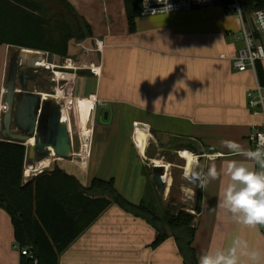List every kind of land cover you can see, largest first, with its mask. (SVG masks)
Wrapping results in <instances>:
<instances>
[{"label":"crops","instance_id":"crops-1","mask_svg":"<svg viewBox=\"0 0 264 264\" xmlns=\"http://www.w3.org/2000/svg\"><path fill=\"white\" fill-rule=\"evenodd\" d=\"M66 1L91 27L92 36L82 40L92 46L94 39L101 41L92 63L97 72L91 73L88 67V73L77 75L74 95L65 101L71 156L46 157L44 166L47 162L42 158L28 160V144H22L23 179L35 175L26 176L28 163L46 170L57 166L84 187L93 178H111L117 192L134 204L150 193L149 182L151 194L161 199L160 208L154 205V209L162 220L168 206L193 210L192 247L198 264L210 246L228 247L236 237L264 251V235L258 226L238 224L218 208L226 178L210 180L201 188L200 211L195 212L194 198L187 189L195 195L196 181L174 173L185 171V159L179 154L182 149L175 142L188 140L208 147L202 154L192 152L197 156V171L206 173L213 163L219 170L226 161L244 159L222 142L233 141L249 149L250 126L262 120L260 113L248 107L255 75L248 68L238 71L230 59L244 47L238 17L217 3L175 13L138 14L130 30L124 0ZM23 3L0 0V140L5 139L1 114L10 55L19 49L36 50L24 45L41 38L42 2ZM25 15L32 18L29 25ZM260 63L264 72V60ZM81 75L89 79L78 86ZM27 81L26 90L37 92L27 89ZM137 126L147 134L141 151L134 141ZM154 160L167 164L164 199L150 179ZM156 234L150 223L111 203L61 252L58 264H182L173 237L152 245ZM19 249L9 216L0 208V264H21Z\"/></svg>","mask_w":264,"mask_h":264},{"label":"trees","instance_id":"trees-1","mask_svg":"<svg viewBox=\"0 0 264 264\" xmlns=\"http://www.w3.org/2000/svg\"><path fill=\"white\" fill-rule=\"evenodd\" d=\"M12 1L24 4L23 0ZM52 1L61 5L68 14L69 33L60 39L57 45L49 37L46 20L41 16V38L24 46L65 57L68 40L71 38L82 40L92 36L91 27L66 0ZM238 1L243 18H248L254 10L264 9V0ZM124 8L131 30L139 11L138 1L124 0ZM29 17L25 15L27 24H30L32 19ZM30 28L28 26V30ZM1 42L3 40L0 39V44ZM88 72L78 71L77 74ZM255 73L257 81L264 85V72L259 61L255 62ZM186 142L179 146L196 154H202L204 149L208 148L196 142L188 140ZM24 152L25 148L19 142L0 140V208L9 216L14 241L20 248L28 247L32 257L36 259L35 264H58L61 252L111 203H116L155 228L157 234L152 245H157L166 237L172 236L182 258V264H198L192 247L194 228L191 222L194 216L184 208L168 206L162 220L154 209L153 199L143 197L137 204L131 203L117 192L111 178L107 180L93 178L90 185L84 187L74 176L57 166L44 169L24 180ZM148 184L150 183L147 182V188ZM200 206L201 187L196 181L194 211L199 212ZM21 257V264H34L32 258L25 255Z\"/></svg>","mask_w":264,"mask_h":264},{"label":"water","instance_id":"water-1","mask_svg":"<svg viewBox=\"0 0 264 264\" xmlns=\"http://www.w3.org/2000/svg\"><path fill=\"white\" fill-rule=\"evenodd\" d=\"M217 4L216 1L213 2ZM199 8L197 5L191 9ZM39 51H28L19 49L11 53L7 69L6 81L3 88L1 135L5 141H16L25 144L30 138L33 142L26 147V158L33 157L41 159L49 156L52 152L56 158H69L71 156V140L68 125L62 123L60 107L53 99L48 97L41 100L38 92L26 90L27 73L30 69L37 67L29 63L30 59ZM21 53L28 54V61H21ZM47 60L53 61V54H47ZM21 80V84L19 83ZM17 84L21 85L17 88ZM47 108L44 119L41 112ZM14 124L19 132L11 131ZM49 148L51 151H49ZM150 179L158 196L165 198L167 189V168L164 164L152 163L150 165Z\"/></svg>","mask_w":264,"mask_h":264},{"label":"clouds","instance_id":"clouds-1","mask_svg":"<svg viewBox=\"0 0 264 264\" xmlns=\"http://www.w3.org/2000/svg\"><path fill=\"white\" fill-rule=\"evenodd\" d=\"M231 152L244 157L226 161L218 170L213 163L205 173L197 171L194 160L188 174L201 188L210 180L226 178L218 199V208L238 224L255 228L264 226V142L255 149H242L233 141H223ZM187 192L194 198L191 188ZM199 264H264V251L249 247L247 240L236 237L228 247H209L199 256Z\"/></svg>","mask_w":264,"mask_h":264},{"label":"built area","instance_id":"built-area-1","mask_svg":"<svg viewBox=\"0 0 264 264\" xmlns=\"http://www.w3.org/2000/svg\"><path fill=\"white\" fill-rule=\"evenodd\" d=\"M139 4L138 14L141 16H149L161 13H170L176 11L189 10L192 6L207 7L213 5V2H221L225 11L231 12L236 15L240 21V32L244 42V47L237 51L230 57L232 65L238 71H244L250 69L256 78L255 62L264 60V9H257L252 12L248 18H243L241 5L238 0H137ZM224 3V4H223ZM101 41L94 39V45L92 48H86L85 51H99ZM27 50V49H26ZM32 51V50H28ZM36 51V50H33ZM40 52V51H39ZM42 54V53H41ZM45 54V53H43ZM44 58V57H43ZM46 61V66H40L35 68L53 69L56 67L68 68L69 65L62 64L61 66L55 65L54 60ZM51 66V67H48ZM91 73H96L93 69V64H90ZM64 72V71H63ZM57 73V72H56ZM55 75L52 77L53 80ZM41 100L43 95L40 93ZM57 95L54 89V94ZM55 102V101H54ZM60 107L61 117L66 116L68 125V116L65 108V101L59 99L57 101ZM248 107L252 113H260L262 120L258 123H254L250 126V130L247 134V140L250 143L249 149H255L258 144L264 142V85H261L256 78L254 88L248 94ZM69 128V127H68ZM191 155H194L189 151ZM208 157L214 156L213 154H207ZM197 157V156H196ZM195 157V158H196ZM42 169L39 170L41 172ZM260 232L264 235V226H259ZM22 255L32 258L33 263H36V259L32 257L28 247H22L19 249Z\"/></svg>","mask_w":264,"mask_h":264},{"label":"rangeland","instance_id":"rangeland-1","mask_svg":"<svg viewBox=\"0 0 264 264\" xmlns=\"http://www.w3.org/2000/svg\"><path fill=\"white\" fill-rule=\"evenodd\" d=\"M33 1V0H32ZM34 1H39L41 3V8H42V16L46 20V27L48 28V35L49 37L52 38V41L54 40L57 45L60 42V39H62L65 35L69 33L68 31V26H69V16L66 14L65 9L61 8V5H59L56 1L52 0H34ZM221 3H218V6H221ZM198 9H202L199 7ZM170 13H175V12H170ZM163 14V13H161ZM166 14V13H165ZM248 17V16H247ZM67 28V29H66ZM85 42V43H84ZM54 43V42H53ZM68 45V51L67 55L65 57H60L56 55L54 59V64L61 66L62 64H68L70 65L68 68H61V67H56L53 69H45V68H38L37 70H28L29 78L27 81V89L28 90H36L37 92H40L44 95H49V96H56L52 95L54 94V89L57 92V96L61 97L62 101H66L67 97L73 96V89H74V81L77 77L78 71H85L90 67L91 63L96 62V53L97 51H85L84 49L86 48H92V45H89L86 43L84 40H76L74 38H71L67 42ZM17 51V50H16ZM40 53L43 54V51L39 50ZM43 54V57L46 58V53ZM67 72L69 75H67L66 79H64V74H59V72ZM58 72V73H56ZM55 75L54 79L52 77ZM61 78V79H60ZM83 79H89L87 77H83L82 75L78 77V86H80L81 81ZM73 93V94H71ZM66 118L65 115L61 117ZM12 125V124H11ZM75 138V136H74ZM187 140H182L180 142H175L176 147H180L181 149H186L183 148L182 146H179L183 143H187ZM188 150V149H186ZM189 151V150H188ZM195 155V154H194ZM159 158V157H158ZM45 159V158H42ZM41 159V160H42ZM167 159V158H166ZM163 161H166L163 158ZM183 165V163H182ZM53 166H50L47 169H51ZM173 168L172 166L169 168ZM176 169V168H175ZM174 169V170H175ZM44 170V169H42ZM173 170V171H174ZM179 170V169H178ZM177 170V175H182L183 170H180V172ZM40 172H37L38 174ZM150 187V193L145 194V198L148 199H153V204L157 207L160 208V202L161 199L157 198L155 192L151 194V184H148V188ZM154 206V207H155Z\"/></svg>","mask_w":264,"mask_h":264},{"label":"bare ground","instance_id":"bare-ground-1","mask_svg":"<svg viewBox=\"0 0 264 264\" xmlns=\"http://www.w3.org/2000/svg\"><path fill=\"white\" fill-rule=\"evenodd\" d=\"M36 53H39V52H36ZM28 58H29V55L28 54L21 53V58H20L21 61L27 62L28 61ZM29 63L32 66H35V67L46 66V61L43 58V54H41V53L35 55L33 57V59H30L29 60ZM66 65H68V64L66 63ZM48 67H51V66H48ZM93 69H94L95 72H97L96 66H93ZM59 74H64L63 75L64 76V79H66L67 78L66 76L69 75V73H67V72H59ZM48 97H50L51 99H53L55 101V103H57V101L59 99H61V97L60 96H57V95L56 96L43 95L42 99H47ZM61 120H62L61 121L62 123H66L67 124V119L66 118H62ZM146 136H147L146 131L143 128H141L140 126H137L136 129H135V131H134V141H135V144H136L137 148L140 151L145 146ZM32 142H33V138H30L27 142H25V144H30ZM49 151H51L50 148H49ZM179 154L181 155V157H183L185 159V165H184L185 171L183 172V175H184V177L188 181H191L190 178L188 177V175H189L188 172H189V168L192 165V162L194 160L196 161V159L186 149L180 150L179 151ZM46 157L52 159V158H55V155L52 152H50V155L49 156H46ZM46 157H43V158H46ZM44 161H45V159H44ZM154 161L157 164H161V163L164 164L166 166V168H167V164L166 163H163V162L157 161V160H154ZM46 162L47 161H45L44 163H46ZM44 163H42L41 165H43ZM47 164H48V162L46 164H44V166H46ZM40 169H38V167H36V164L32 165V164L28 163L25 166V174H26V176H29L31 174H36L37 172H39ZM183 208H184L185 211L190 212V213H193V210H191V208H189L187 206H184Z\"/></svg>","mask_w":264,"mask_h":264},{"label":"flooded vegetation","instance_id":"flooded-vegetation-1","mask_svg":"<svg viewBox=\"0 0 264 264\" xmlns=\"http://www.w3.org/2000/svg\"><path fill=\"white\" fill-rule=\"evenodd\" d=\"M28 73V72H27ZM19 83L21 84V80H19ZM47 114V108L45 107L42 112H41V117L42 119H44L46 117ZM11 128L14 132H19V130L15 127V125L12 123Z\"/></svg>","mask_w":264,"mask_h":264},{"label":"snow or ice","instance_id":"snow-or-ice-1","mask_svg":"<svg viewBox=\"0 0 264 264\" xmlns=\"http://www.w3.org/2000/svg\"><path fill=\"white\" fill-rule=\"evenodd\" d=\"M186 155V154H185Z\"/></svg>","mask_w":264,"mask_h":264}]
</instances>
